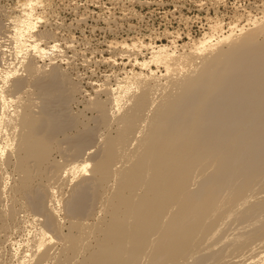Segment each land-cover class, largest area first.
Listing matches in <instances>:
<instances>
[{
  "label": "bare ground",
  "instance_id": "6f19581e",
  "mask_svg": "<svg viewBox=\"0 0 264 264\" xmlns=\"http://www.w3.org/2000/svg\"><path fill=\"white\" fill-rule=\"evenodd\" d=\"M47 1L0 2V264H230V250L255 258L264 7L233 16L228 30L209 20L189 41L180 29L112 40L114 73L90 92L57 33L41 29ZM231 219L244 226L215 249Z\"/></svg>",
  "mask_w": 264,
  "mask_h": 264
},
{
  "label": "rangeland",
  "instance_id": "374dc122",
  "mask_svg": "<svg viewBox=\"0 0 264 264\" xmlns=\"http://www.w3.org/2000/svg\"><path fill=\"white\" fill-rule=\"evenodd\" d=\"M48 1H49L48 7H46L44 10L39 9L41 12H44V14L47 15V23H41L42 24L41 29L43 28L44 30L47 28L48 30L51 29L52 31L57 33L58 35L57 38L61 43L62 48H64L65 51L68 52L67 54L68 56H70L71 60L73 59L72 60L73 63L71 65L72 67H75L72 70L73 74L76 77L82 76L79 77V79L81 78L80 81L82 82V85H84L85 88L88 89L90 92L93 91V88L91 85H89L90 84L89 82L92 81L98 84L99 82L104 80V77H108V75L110 76L114 73L112 71L113 70L112 65L109 64L108 62V59L110 58V54H112L110 52H113L109 49V45L111 44L110 42H112V40L113 41L123 40L125 38L131 40L136 37L152 40V39H156V37L158 36L160 37L162 31L169 29V31L171 32L174 31L178 32L180 30H181L180 33L185 32L182 33V35L186 34L185 36L183 35V37L187 41H189V38H187V34H190L191 32L190 34L191 36L199 37V35H202L204 31H207L209 29L210 21L215 22L217 19L220 20L222 19L225 21L224 24H226L225 30H228L229 28L228 22L231 19H233V16L237 14H242V12L247 13V11H251V10H252L251 13L253 15L261 16L263 14L262 9L264 7V0H48ZM0 2L1 5L3 3V6L5 8H8L10 6H15L17 0H0ZM1 13L2 14L4 13L3 9L0 12V14ZM4 14H6V12ZM243 22L245 23L246 21ZM120 59L122 60L123 58ZM122 61L127 62V60H122ZM64 66L66 67L67 65ZM25 95L27 98L28 94L26 93ZM35 95L37 96V94ZM18 96L19 95H15L13 98L17 99ZM36 96H34V98H36ZM72 106L73 108L71 107V109H73V111L80 110L77 109L79 107L76 106V104H72ZM7 170H8L7 172H9V177L6 178V180H4V184L10 186L14 182V179L12 178V176H10L13 175V172L11 171V168H8ZM263 189L264 186L261 187V190ZM7 203L12 204L13 203L12 199L10 201L9 198V201H7ZM19 216L24 220L29 219V216H27L26 212H24L22 209L19 211ZM231 222L229 221L228 224H226V226L223 225L224 227L222 228L223 233L217 235L218 237L216 239H219V241L217 240L219 243L216 241V239L211 241V242L216 241L215 242L216 247H214L215 249L217 247H220L221 244L225 242V240L227 241V239L232 237L233 233L239 232L238 230H240V224L243 225L242 223L235 221V219L234 222L231 219ZM243 226H241V228ZM9 230L13 236L14 235L18 236L19 234L22 235L24 233L23 231L20 233L17 232L18 229L16 230V228H14V230L13 229H9ZM11 230H13L14 232ZM3 233L5 232H2L0 235H4ZM16 233H18V235ZM222 236L223 237L229 236V237L228 238L224 237L225 240L223 239L224 240L223 241L220 240ZM18 239H20L19 236ZM258 241L259 240H257V242ZM257 242L255 241V243ZM255 243L254 245L258 244ZM261 245L263 247H261ZM258 246L260 247V249L257 247L258 249L256 251H253L258 254L255 253H251V254L255 255L256 257L255 256L253 257L259 259L260 261L258 260V262L260 263L262 262V259H260L262 255L260 254L264 253L263 252L264 243L260 241ZM228 252H230L229 255L232 254L233 257L236 256L234 254L235 253L234 251L231 252L230 250ZM246 253L244 252V254ZM229 255L226 259L227 262H229L230 264L234 262L236 263L237 261H239L238 259L240 258L242 259L236 264H242L241 262H243V264H245L246 262L247 264L248 263L251 264L253 260L254 263L257 261V259L252 258L250 254H248V256L244 255L248 257L245 258L243 255H240L238 253L237 256L240 255L239 256L240 258L236 257L234 259L232 258V256L230 257ZM258 255H260L259 258L257 257ZM229 259L232 260L230 261ZM249 259L252 261H249ZM233 260L234 262H232ZM262 263H264V261Z\"/></svg>",
  "mask_w": 264,
  "mask_h": 264
}]
</instances>
